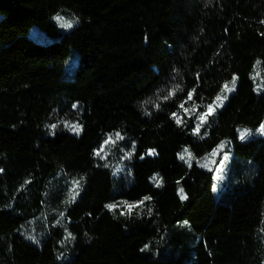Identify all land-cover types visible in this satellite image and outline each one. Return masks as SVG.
<instances>
[{
    "label": "trees",
    "instance_id": "1",
    "mask_svg": "<svg viewBox=\"0 0 264 264\" xmlns=\"http://www.w3.org/2000/svg\"><path fill=\"white\" fill-rule=\"evenodd\" d=\"M263 124L264 0H0V264H264Z\"/></svg>",
    "mask_w": 264,
    "mask_h": 264
},
{
    "label": "rangeland",
    "instance_id": "2",
    "mask_svg": "<svg viewBox=\"0 0 264 264\" xmlns=\"http://www.w3.org/2000/svg\"><path fill=\"white\" fill-rule=\"evenodd\" d=\"M61 17H63L67 21L74 23V20L68 16H61ZM62 28L64 31L70 29V28H65V27H62ZM29 36L31 37V39L33 41H35L38 44H42V45L48 44L51 41V38L46 36L44 33H42L38 29V27H36V26H33L30 29ZM77 65H78L77 64V58L75 56V65L73 66V68H70L69 66L66 67L65 73L67 75L71 76ZM229 87H231V84H229ZM231 92L225 91L224 95L231 93ZM225 100L222 101V104L217 101V105H220V107H222L224 105ZM258 129H260V127ZM258 129H257V134H260L261 132H259ZM241 132H243V131H241ZM241 132L239 133V135L241 134ZM250 134L251 133H249V135ZM249 135H247L245 138L249 137ZM260 135H262V137L264 138V134L261 133ZM225 149H228V146L223 145V147H220L219 149L214 151L215 153H217L216 155H213L214 152H212L208 157H206L202 160H198L196 162V164L199 168L207 170V171H212L214 173V179L216 182V189L221 188L222 184L225 181V177H226L227 170H228V168H227L228 158L226 156ZM187 158H188V156H185V159H187ZM221 161H223V164H221ZM202 165H204V166H202ZM74 182H75V180H73V179L69 180L68 182L67 181L63 182V186L60 188V194L64 199H69L75 194L76 185ZM53 185L55 186V189H58L57 183H55ZM74 189H75V191H74ZM49 210L51 212V215L56 214V213L58 214L57 210H55V208H53V207H50ZM51 224H53V221H52V219H50V217L48 215V209H46V212L39 219V221L30 225L29 227H27L25 229L24 234L26 235V238H28L29 240H31L33 242H38L40 239L43 238L44 233L45 232L47 233Z\"/></svg>",
    "mask_w": 264,
    "mask_h": 264
},
{
    "label": "snow or ice",
    "instance_id": "3",
    "mask_svg": "<svg viewBox=\"0 0 264 264\" xmlns=\"http://www.w3.org/2000/svg\"><path fill=\"white\" fill-rule=\"evenodd\" d=\"M55 19H57L61 23V26L62 27H65V28H71V27H73V22L67 21V20H65L63 17H61L59 15L57 17H55ZM236 80H237V77L234 76L233 79H232V81H231V87H229L228 84H225L224 85V88L222 89V92H224V91H227V92L234 91L235 90V86H236ZM165 98H167V97H165ZM189 99H191V93H189ZM225 99H227V96L226 95H223V96L218 95L217 98H216V100L219 101L221 104H222V101L225 100ZM218 106H220V105L214 106L213 104H210V105H208V108H207V110L205 112L199 114L198 119H199L200 123L197 124L196 128L193 129V131H194L195 134H199L200 127L206 122L207 117L209 115H211V114L214 113L215 107H218ZM181 107H183V105H181ZM173 116L175 117L176 114L173 113ZM177 123L179 124V123H181V121L179 119H177ZM52 127H55V125H53ZM72 128L77 133L79 131H81V129L79 128L78 125H73ZM258 131L261 132L262 134H264V125H261V127H260V129H258ZM247 135H249V132L247 130L241 132L240 139L241 140L245 139V137ZM109 142H114V141H105L106 144L109 143ZM220 147H223V145H221ZM184 153H188V149H185L184 150ZM96 154L99 155L100 153L97 152ZM150 154H155L154 153V150ZM188 154H189V156L191 155L190 153H188ZM216 154L217 153H215V152L213 153V155H216ZM179 158L181 160H184L185 159V155L184 154H180L179 155ZM221 164H223V161H221ZM189 166H191L190 163H189ZM202 166H204V165H202ZM0 171H2V170H0ZM157 176H158V174H157ZM154 179H157V178L154 177ZM74 183H75L76 187L79 188V181H75ZM157 186H160L159 183H157ZM74 191H75V189H74ZM179 193L181 195V199H187V196L184 194V189L183 188H181L179 190ZM72 199L74 200L75 199V196H73ZM144 199L147 200V199H150V197H145ZM139 203H143V201H140ZM106 207H108L109 209H112V208L115 207V205H111L110 204V205H106ZM128 207L131 208V207H133V205H128ZM185 223H187V222H185Z\"/></svg>",
    "mask_w": 264,
    "mask_h": 264
}]
</instances>
